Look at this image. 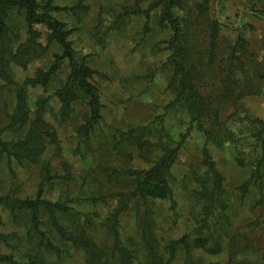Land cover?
<instances>
[{
	"label": "rangeland",
	"instance_id": "rangeland-1",
	"mask_svg": "<svg viewBox=\"0 0 264 264\" xmlns=\"http://www.w3.org/2000/svg\"><path fill=\"white\" fill-rule=\"evenodd\" d=\"M56 2L73 8L57 13L56 17L67 24L73 48L93 71L91 82L98 89L102 119L89 147L82 144L79 152L74 131L80 125L82 107L78 103L69 119L61 120L52 96L66 79L67 64L52 77L47 89L29 88L27 101L33 111L40 100L51 98L43 117L57 133L60 153L51 147L39 165L8 166L0 160V190L14 186L22 197H32L41 182V168L49 162L54 178L52 185L46 186L44 196L55 200L65 190L63 177L69 172L70 197L79 199L69 206L81 214L95 210L98 222L107 208L100 203L96 208L92 206L84 199L86 193L127 191L131 188L130 178L122 171L147 169L158 154L153 148L154 153L143 157L130 143L123 149H114L110 138L132 131L143 134L155 148L158 143L175 146L189 128V121L183 112L167 108L174 98V82L167 63L170 51L166 42L170 33L158 25L157 13L150 9L153 0ZM254 10H264V0H179L176 9L196 67L195 83L200 93L210 97L215 109H219L221 128L216 126L214 141L207 148L223 177L225 228L229 237L217 228L214 234L219 238V254L192 248L186 255L179 247L170 264H229L232 254L237 261L257 256L264 263V189L249 186L244 193L241 189L264 153L255 123L264 120V20L253 15ZM52 61L49 55L26 70L13 66L14 82L32 77L37 69L46 71ZM12 104L13 86L0 90V128L6 125L5 110L10 113ZM3 136L14 138L11 133ZM204 143V136L193 128L180 147L168 176L175 212L171 211L170 202L155 201L148 203V225L141 203L138 213L130 209L120 216V239L125 246L138 250V264H147L143 236L147 240L151 237L158 249L185 235L190 236V243L201 238L192 232L195 209L190 168L200 164ZM62 164L69 167L64 170ZM98 164L120 171L111 184L98 173ZM62 197L66 198L65 191ZM21 229L0 210V232L9 234ZM246 245L258 252L246 251ZM205 247L211 249L212 242ZM15 252L16 264H24L25 260L17 258L23 251ZM50 261L55 263L53 258ZM62 264H84V257L79 251L70 250L69 258Z\"/></svg>",
	"mask_w": 264,
	"mask_h": 264
},
{
	"label": "trees",
	"instance_id": "trees-1",
	"mask_svg": "<svg viewBox=\"0 0 264 264\" xmlns=\"http://www.w3.org/2000/svg\"><path fill=\"white\" fill-rule=\"evenodd\" d=\"M56 1L0 0V90L13 86L12 109L10 113L5 110L7 123L0 128V160L8 166L39 165L51 147L59 155L57 133L43 117L51 98L40 100L33 111L27 101V90L35 87L47 89L52 77L65 63L68 68L66 79L52 96L58 104L61 120L69 119L78 103L82 107L80 125L74 131L79 140L77 151L80 152L82 144L86 149L89 147L92 135L102 119L98 89L91 82L93 71L85 58L73 48L67 24L56 17L57 13L73 8L57 5ZM178 6L179 0H153L150 9L157 13L158 25L170 33L166 42L170 51L167 63L174 82V98L167 108L185 114L189 121L186 133L180 135L175 146L158 143L156 148L140 132L134 134L129 131L127 134L120 133L118 138H110L114 149H123L130 143L143 157L154 153L153 148L158 150V154L147 169L122 171L121 174L130 178L131 188L127 191H113L104 195L99 194L101 190H88L84 198L86 201L95 208L99 203L107 208L106 215L98 222H95L98 217L95 210L81 214L69 206L79 201L70 197L69 172L63 177L66 181L63 184L66 198L62 197L64 191L59 192L55 200L44 196L46 186H51L50 181L54 178L49 162L41 168V182L32 197H22L14 186L7 191L0 190V210L7 213L12 224L22 228L9 234L0 232V264H16L15 251H23L17 258L25 260L24 264H62L69 258L70 250L79 251L84 257V264H138V250L125 246L120 239V216L130 209L138 213L141 203L148 225L151 214L148 203L155 201L170 202V209L175 212L168 176L178 159L181 145L193 128L205 138L201 162L190 168L195 209L192 213V232L201 238H195L190 243V236L185 235L168 241L158 249L151 237L147 240L143 236L147 264H170L179 247L186 255L192 248H201L210 254L221 252L219 238L214 233L218 228L225 237H229L224 214L227 203L223 198V177L216 170L207 148V144L214 141L216 126H220L219 109H215V102L210 97L200 93L195 83L197 71L191 60V49L186 45L181 18L176 13ZM251 13L264 20V10ZM37 26L42 30H38ZM49 55L53 61L46 71L37 69L32 77L21 83L14 82L13 66L26 70L33 62ZM255 123L257 139L264 150V120ZM8 133L14 138L6 139L3 135ZM62 165L64 170L69 167L67 164ZM96 169L107 184H111L120 172L103 164H98ZM249 186L264 189L263 152L251 178L241 186L243 193ZM210 241L212 248L206 249ZM3 249H10V252H4ZM245 250L254 254L258 252V249L249 245L245 246ZM261 260L256 256L237 261L232 254L229 264H264Z\"/></svg>",
	"mask_w": 264,
	"mask_h": 264
}]
</instances>
